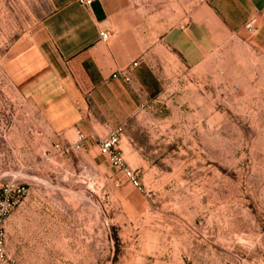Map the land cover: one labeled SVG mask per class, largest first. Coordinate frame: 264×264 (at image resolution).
<instances>
[{
	"label": "rangeland",
	"instance_id": "374dc122",
	"mask_svg": "<svg viewBox=\"0 0 264 264\" xmlns=\"http://www.w3.org/2000/svg\"><path fill=\"white\" fill-rule=\"evenodd\" d=\"M48 11L46 0H0V187L26 189L0 264H264V46L254 33H224L195 66L183 55L155 66L160 84L134 91L131 116L116 99H87L88 120L60 133L4 65ZM120 126L143 191L99 147Z\"/></svg>",
	"mask_w": 264,
	"mask_h": 264
},
{
	"label": "crops",
	"instance_id": "0c3cea01",
	"mask_svg": "<svg viewBox=\"0 0 264 264\" xmlns=\"http://www.w3.org/2000/svg\"><path fill=\"white\" fill-rule=\"evenodd\" d=\"M46 2L48 14L11 45L4 65L60 133L88 120L79 109L87 99L98 106L116 99L133 115L134 91L160 84L155 66L170 67L165 60L181 55L195 66L224 33L248 30L264 46V0H203L201 8L197 0H94L89 7L77 0ZM102 31L110 34L107 41ZM142 52L145 60L130 83L113 77Z\"/></svg>",
	"mask_w": 264,
	"mask_h": 264
},
{
	"label": "built area",
	"instance_id": "2783aa9c",
	"mask_svg": "<svg viewBox=\"0 0 264 264\" xmlns=\"http://www.w3.org/2000/svg\"><path fill=\"white\" fill-rule=\"evenodd\" d=\"M84 6H91L94 0H77ZM101 39L107 41L110 34L107 31H102ZM138 62L135 61L132 66L126 67L113 75L114 78H122L126 83L132 81V72ZM124 128L117 127L106 138H99V147L101 151L108 157L111 165L115 170L122 175L130 184L139 190L143 191L142 184L135 170L128 166L121 149ZM87 137L81 132H78V142L84 143ZM59 148V146H57ZM25 186L22 184H11L10 186L0 187V263L8 261L7 253V236L5 230V222L11 211L20 202V199L25 194Z\"/></svg>",
	"mask_w": 264,
	"mask_h": 264
}]
</instances>
